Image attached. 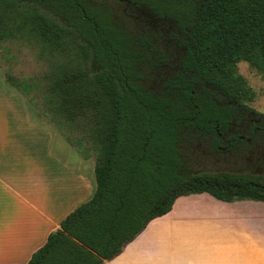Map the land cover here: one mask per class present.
Masks as SVG:
<instances>
[{
    "label": "trees",
    "instance_id": "1",
    "mask_svg": "<svg viewBox=\"0 0 264 264\" xmlns=\"http://www.w3.org/2000/svg\"><path fill=\"white\" fill-rule=\"evenodd\" d=\"M124 1L149 10L163 27L143 29L141 13L123 15L110 0H0V45L19 40L38 47L49 65V120L80 133L95 156L94 195L62 220L28 264H105L181 196L264 202V178L194 166L195 146L214 132L210 120L216 117L217 130L225 132L233 114L232 107L202 103L194 82L216 76L217 92L238 103L254 99L237 65L246 62L264 75V0ZM166 29L171 49L183 51V70L167 88L149 90L133 81L139 71L123 59L137 63L149 48L165 58L167 48L146 35ZM11 83L27 91L28 85ZM81 144L76 149L89 159Z\"/></svg>",
    "mask_w": 264,
    "mask_h": 264
},
{
    "label": "crops",
    "instance_id": "2",
    "mask_svg": "<svg viewBox=\"0 0 264 264\" xmlns=\"http://www.w3.org/2000/svg\"><path fill=\"white\" fill-rule=\"evenodd\" d=\"M9 122L0 125V264H28L94 195L95 162L72 163L48 146L46 129L32 139ZM105 264H264V205L181 196Z\"/></svg>",
    "mask_w": 264,
    "mask_h": 264
},
{
    "label": "flooded vegetation",
    "instance_id": "3",
    "mask_svg": "<svg viewBox=\"0 0 264 264\" xmlns=\"http://www.w3.org/2000/svg\"><path fill=\"white\" fill-rule=\"evenodd\" d=\"M133 4L121 0L119 11L123 15H131L132 13H141L143 16V29L147 27H163L153 13L147 9L133 10ZM160 23V24H159ZM171 28V25H169ZM164 30V29H162ZM164 34H148L154 45L166 47L164 50L165 58H156V52L150 48L143 50L145 58H140L136 62H128L123 59L124 63H133L137 67L139 74L133 78V81L142 85L149 90H160L167 88L168 82L172 81L177 70H183L180 66L181 59L179 54L182 50H172L173 41L166 29ZM151 47V45H149ZM174 54L177 59H174ZM126 67V66H124ZM187 79L189 76H186ZM126 83L127 76L123 74ZM194 88L198 91V99L206 104L208 101L215 105L232 107L233 114L228 121L227 131L221 132L217 130V118L215 117V125L213 133H205L202 139L195 146L198 151L195 167L198 171L203 172L204 169L213 168V173L221 172L217 169L226 167L227 165L238 166L246 160V168L252 173H256V177L264 176V114L259 113L250 107L249 103L235 102L225 95L217 92V77L209 78L202 76L199 81L194 82ZM195 92H193L194 94ZM200 147H203L200 150ZM252 158V159H251ZM245 169V168H244ZM205 172V171H204ZM233 174V173H230ZM242 175V174H236Z\"/></svg>",
    "mask_w": 264,
    "mask_h": 264
},
{
    "label": "rangeland",
    "instance_id": "4",
    "mask_svg": "<svg viewBox=\"0 0 264 264\" xmlns=\"http://www.w3.org/2000/svg\"><path fill=\"white\" fill-rule=\"evenodd\" d=\"M110 1L113 6L118 10L120 9L116 0ZM48 72V62L41 58L38 47L19 40L0 45V125L3 126L1 122H3L5 117H9L11 121L9 124H13V128L19 129L23 133H28L26 135L32 139H35L38 133L46 129L49 139L48 146L53 148V151H56V148L62 149V152L64 151L66 154L56 153L67 158L72 163L75 162L76 158L79 164L81 163L80 157H83V155L77 152L78 150H74V147L81 144L79 140L82 135L68 129H64L63 132L52 120H49L44 101V90L47 86L45 76ZM237 72L244 78L246 84L254 93V99L248 102L250 107L264 114V75L246 62L238 63ZM12 80L16 83L28 85L27 91L14 87L11 83ZM44 119H46V122ZM64 134L71 139L74 145L70 146ZM81 145L83 149L91 153V146L85 139ZM202 148L200 147V150ZM90 158L95 162V156L92 153ZM247 162L245 160L244 163L238 166H232L231 164L217 170L233 174L256 175V173H252L246 168ZM93 169L95 170V163ZM204 171L214 172V169L209 168L208 170L204 169ZM93 177L95 185L94 171ZM261 178H264V176ZM239 201L264 205L262 201L237 200V202Z\"/></svg>",
    "mask_w": 264,
    "mask_h": 264
}]
</instances>
